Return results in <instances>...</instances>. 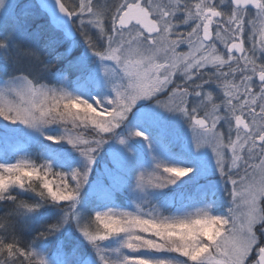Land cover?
I'll use <instances>...</instances> for the list:
<instances>
[{"label": "snow or ice", "instance_id": "6c2138e0", "mask_svg": "<svg viewBox=\"0 0 264 264\" xmlns=\"http://www.w3.org/2000/svg\"><path fill=\"white\" fill-rule=\"evenodd\" d=\"M0 264H264V0H0Z\"/></svg>", "mask_w": 264, "mask_h": 264}]
</instances>
